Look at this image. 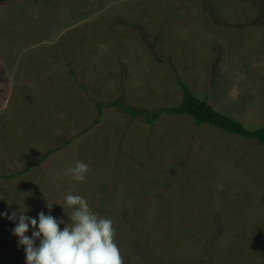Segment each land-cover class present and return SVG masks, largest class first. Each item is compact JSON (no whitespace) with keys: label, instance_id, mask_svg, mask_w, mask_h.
Returning a JSON list of instances; mask_svg holds the SVG:
<instances>
[{"label":"rangeland","instance_id":"rangeland-1","mask_svg":"<svg viewBox=\"0 0 264 264\" xmlns=\"http://www.w3.org/2000/svg\"><path fill=\"white\" fill-rule=\"evenodd\" d=\"M178 80L263 126L264 0H0V213L80 195L113 221L123 264H264V147L137 113L178 104ZM78 160L83 183L65 175ZM14 227L0 217V264H26Z\"/></svg>","mask_w":264,"mask_h":264},{"label":"clouds","instance_id":"clouds-1","mask_svg":"<svg viewBox=\"0 0 264 264\" xmlns=\"http://www.w3.org/2000/svg\"><path fill=\"white\" fill-rule=\"evenodd\" d=\"M88 171V165L78 160L65 175L83 183ZM216 187L223 190L224 186L218 183ZM53 203L48 200V214L41 211L37 217L26 215L29 209L25 206L23 211L0 213L15 224L12 233L23 246L26 264H123L111 219L94 212L84 197L68 194L63 204L56 203L72 209L68 224L51 214ZM30 228L31 235H26Z\"/></svg>","mask_w":264,"mask_h":264},{"label":"trees","instance_id":"trees-1","mask_svg":"<svg viewBox=\"0 0 264 264\" xmlns=\"http://www.w3.org/2000/svg\"><path fill=\"white\" fill-rule=\"evenodd\" d=\"M181 91H182V97L178 104L169 106V107H162L157 111H154L150 115V117L146 114H142L140 112H137L139 115H141L146 122L153 123L155 120H158L161 115L165 114L168 116L171 115H188L193 119V122L196 125H208L213 128H217L218 130H221L226 133H230L233 135L240 136L245 139L254 140L256 141L260 146L264 147V125L249 129L247 128L241 121L224 114L218 110H216L208 101L207 99H202L197 96H195L190 88L180 82L177 81ZM122 97V96H121ZM111 105L119 107L121 110L130 113L133 117L137 114L135 110L130 108L128 104H126L122 98L117 99L113 102H111ZM98 115L100 116L102 113V104L99 103L98 107ZM99 119L96 118L94 120V123H98ZM60 146L59 148H61ZM57 148V149H59ZM53 152V149L48 150L42 157H40L37 160H29L27 163V166L15 173H12L10 175L4 176L5 178H11L15 176L23 175L24 173H27L29 170H31L34 166L37 164H40L50 153Z\"/></svg>","mask_w":264,"mask_h":264}]
</instances>
